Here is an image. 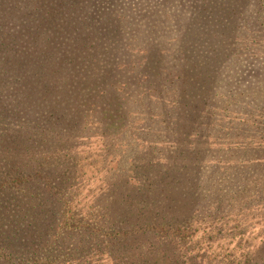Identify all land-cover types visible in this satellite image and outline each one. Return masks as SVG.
Masks as SVG:
<instances>
[{
	"label": "rangeland",
	"instance_id": "rangeland-1",
	"mask_svg": "<svg viewBox=\"0 0 264 264\" xmlns=\"http://www.w3.org/2000/svg\"><path fill=\"white\" fill-rule=\"evenodd\" d=\"M71 3L79 20L69 16L70 11L59 10L55 26L68 24L67 34L56 46L73 52L62 62L66 57L63 50L52 49L60 59V73L50 75L41 74L46 65L41 53L47 54V49L41 47L42 39H33L32 32L35 22H42L46 12H52V0H0V44L7 40L16 43L15 51L9 47L0 50V136L18 133L16 116L22 113L33 120L36 133L47 131L40 138L52 136V142L35 148L29 157L33 159L37 149L43 155L56 150L45 156L47 164L40 170L48 188L36 190L41 200L38 210L66 237L67 231L91 230L88 226L95 228L106 220L117 224L120 232H131L113 250L107 248L111 258L97 254L94 263L89 257L82 264H239L243 249L257 243L256 231L234 241L221 234L201 237L205 244L202 257L195 260L188 253L191 243L186 239L146 229L160 225L161 217H167L166 225L172 224L194 207V174L184 181L178 165L191 158L188 148L205 147L209 135L213 145H227L223 142L227 136L217 126L198 135L195 126L185 123L189 111L184 104L199 102L206 91L214 89L212 96L226 99L215 106L205 105L208 123L238 128L241 123L249 127L256 119H264L253 112L257 102L264 104V26L251 20L264 13L257 8L264 0H256L257 6L252 8L244 0H88L86 7ZM214 19L238 22V36L231 38L219 25L217 34L208 31L210 27L203 21ZM76 39L79 47L73 49ZM214 54H220L222 60L209 62ZM233 79L241 82L236 90L227 85ZM255 84H262V91L251 89ZM170 119L178 127L176 134L166 135ZM53 123L56 126L49 128ZM245 135L248 140L253 131L246 130ZM31 137L37 140L34 134ZM3 140L0 174L5 176L11 162L3 151ZM17 141L24 143L23 138ZM203 157L231 164L248 156L215 152ZM61 180L64 188H49ZM24 206L12 193L0 196V217L10 231L20 227L17 213ZM201 209L193 219L211 222L205 208ZM228 214L246 216L239 208L221 212L216 215L222 220L219 227L226 225ZM246 214L249 232L260 229V213ZM72 223L74 230H68ZM243 229L239 227L238 232ZM103 240L106 245L112 242L110 236ZM230 241L232 245L227 246Z\"/></svg>",
	"mask_w": 264,
	"mask_h": 264
},
{
	"label": "trees",
	"instance_id": "trees-1",
	"mask_svg": "<svg viewBox=\"0 0 264 264\" xmlns=\"http://www.w3.org/2000/svg\"><path fill=\"white\" fill-rule=\"evenodd\" d=\"M87 1L88 0H52V6L54 7L51 10L52 12L49 14L46 12V16L43 18L42 22H35L33 27L34 31L32 32L33 39H42L41 47L47 49V54L41 53V56L45 57L46 64L41 69V74L51 75L60 73V67L58 65L60 59L53 54L54 50L52 49L63 50L62 52L66 57L61 60L62 62H65L69 53L73 52L69 50L67 53L63 47H59L60 41H63V35L67 34V30L65 29H67L68 24L63 23L56 25L58 26V29H56L55 23L56 19L59 17L58 11H70L68 15L79 20L76 12L77 9L74 3L71 2L80 3L82 6L86 7ZM244 1L246 2V6L250 5L249 8H252V5H256V0ZM257 8L264 10V4L257 6ZM231 9H234V7H231ZM84 11L85 8L81 9L80 13ZM263 16L264 13L262 12L254 16L251 20L255 25L263 27L264 20H259ZM203 22L210 27L207 28V30H211L215 34H217L215 32V27L219 25L230 34L231 38L234 37V35L238 36V22L232 24L228 21L224 22L219 19L204 20ZM27 31L29 32V30ZM25 32L26 31H23V34ZM8 42L11 43L12 46H9ZM75 42L76 47L73 49L79 47V44H77L79 40L76 39ZM58 43L59 46H56ZM15 46L16 43L7 40L0 44V50L2 49V51L5 52V49L9 47L13 48L15 51ZM229 56L230 54L225 55V58L227 59ZM222 58L220 54H214L207 60L211 63H217L221 61ZM41 64L42 63H38V65ZM262 84L252 85L251 89L260 90ZM227 85L231 86L233 90H236L241 85V82L236 80L228 81ZM213 90L212 92L206 91V95L201 96L199 102L196 101L194 104L186 103L183 105V108L189 111V122H184L191 124V128L195 126L198 135L204 134L206 130H213L217 126L216 129L223 131L225 136H227V139L223 141L227 145H213V137L209 135L208 143L205 147L199 149L196 148V146H191L188 148V150H190V156L193 159H183L178 162V165L184 181H187V175L194 174V179L192 181L195 188L191 191V201L194 202L195 205L187 209L188 211L181 213V217H178L177 220L174 219L175 221L172 224L166 225L167 217H161V221L163 222L160 225L158 224L157 226L146 229V232L151 229L155 230L156 234L161 231L165 235L173 234L181 239H186L191 243L189 244L188 253L193 257L192 259L197 260L199 257H202L200 253L202 252V246L205 245L200 242L201 237H206L207 239L209 236L221 234L223 237L230 236V239L234 241L235 238L243 239L245 237H251L255 235L256 231L257 243L243 249L244 252L241 254V259L243 260L239 264H264V119H256L257 121L253 125H249V127H245V123H241L238 125V128L233 127V125H227V127H225L223 126L224 124L219 126L208 123L210 121V115L204 111V109H206L204 108L205 105L209 104L215 106L218 102L226 99L224 96H212L214 95ZM238 106H242L241 103L238 104ZM249 106H254V102ZM255 107L254 113L264 115L263 103L257 102ZM2 111L0 106V112ZM3 115H6V112H4ZM16 117L19 121L18 123H20L18 133H7L6 135L3 134L0 136V140L4 138L2 143L3 151L7 154L9 162H11L5 172L6 177L0 174V196L2 197L3 195L12 193L18 199L19 205L21 206L24 204L25 206L17 213V216L21 220V225L17 230L10 231L9 227L6 225L5 218L0 217V264H42V262L45 261L53 262V264H82V262L89 257L93 261L97 254H100L101 257L106 255L108 259L111 258L110 254L106 253L108 250L107 248L113 250L118 244V241H122L126 237H129L131 232H120L116 230L117 224L106 220V222L95 228L93 226H88L91 230L82 228L80 230L76 229L77 232L67 231L66 233L68 236L66 237L65 235L63 236L57 233L58 227L55 228V225H49L51 220L49 221L48 217L45 218L46 214L43 210H38V206H40V194L38 195L36 190L37 188H48V183L42 177L43 174H40V170L47 164H44L45 156L49 154L50 150L54 152L56 150L49 149L43 155V151L37 149V153L34 155L33 159L29 157L28 154L36 150L35 148L44 145L43 143L52 142V136L51 134L44 135L47 132L45 130L36 133L35 123L33 120L27 119L24 114H18ZM31 117L35 120L34 116ZM173 122L172 119L168 121L164 134H176L178 125ZM51 123V120H48V124ZM181 124L183 123L181 122ZM55 126V123H53L49 128ZM247 128L253 131V136L250 138L248 137V140L245 134L246 130H248V132H250V130ZM41 133H44L42 138H40ZM32 134L37 136V140L32 138L33 136L31 137ZM18 138H23L24 143L19 145L17 141ZM201 138L204 139V137ZM242 140H246L245 145ZM33 142H35V144ZM58 143H60V141ZM23 144H28V146H24ZM22 145L24 147H21ZM213 147L214 149L217 148V150H214ZM200 152L210 155L215 152H222L223 155L230 156L240 155L241 153V155H246L248 157L245 159H238L231 164H225L215 162L209 157H203V154L199 156ZM36 170L37 172H35ZM64 183L65 181L61 180L57 184H50L49 188L53 190L62 189L64 188ZM208 185H210L208 188L212 189H207ZM210 190L212 192H210ZM187 198H189V194ZM201 207H203V209L205 208L204 214L211 222L202 224L193 219L195 214L202 210ZM237 208L245 212L246 216L247 212H253V210L258 211L261 217L257 221V226H260V229L253 230L250 233L249 225H247V222H249L248 217L245 216L242 218L239 215L232 217L229 214L227 215L228 219L226 225H221L219 227L222 220L216 217V215L225 211L227 213L233 212ZM245 220L246 222H244ZM15 225H18L17 221ZM73 225L75 224L72 223L68 230H74V227H72ZM34 226H36V228H33ZM194 226L197 227L194 228ZM228 226H230V228H228ZM241 226H243L244 229L239 231V233L238 229ZM103 229L106 231L101 234L100 231ZM33 230L38 232L36 236H33ZM144 230L145 229H143V231ZM39 235H44L45 238H40ZM259 235L261 239H259ZM109 236L112 242L106 245L103 239ZM22 237L24 239H22ZM203 241L205 242V239H203ZM233 241L228 242L227 246L232 245ZM220 242H225V240L223 239ZM231 251H229V253H232ZM203 255L206 256L205 253ZM92 263H94V261Z\"/></svg>",
	"mask_w": 264,
	"mask_h": 264
}]
</instances>
